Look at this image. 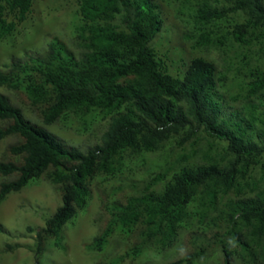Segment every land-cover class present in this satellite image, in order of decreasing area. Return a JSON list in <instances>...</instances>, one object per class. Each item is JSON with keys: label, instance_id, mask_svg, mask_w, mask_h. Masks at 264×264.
<instances>
[{"label": "trees", "instance_id": "1", "mask_svg": "<svg viewBox=\"0 0 264 264\" xmlns=\"http://www.w3.org/2000/svg\"><path fill=\"white\" fill-rule=\"evenodd\" d=\"M225 1L212 6L201 0L195 16L199 34L188 37L195 47L214 45L212 32L204 28L237 13L244 20L231 26L232 40L244 45L264 40V0ZM32 2L0 0V41L26 20ZM76 2L78 21L71 36L77 55L50 34L42 54L25 53L0 70V87L14 93L46 126L70 117L107 122L101 141L81 151L25 119L0 94V143L16 138L0 156V178L5 179L0 204L50 169L60 199L36 234L35 264L43 263L48 246L65 251L64 228L73 227L86 212L93 180L101 173L113 174L125 150L156 152L168 140L183 148L201 132L226 144L220 161L209 157L206 164L181 169L160 193L148 189L168 170L153 173L146 191L117 207L108 229L81 250L98 255L95 264H142L159 260L178 233L187 230L186 253L164 264H197L216 252L222 264H264V188L249 183L257 167L264 182V73L247 85L248 95L257 100L245 107L255 123L254 140L243 121L229 124L220 117L223 97L211 62L195 57L182 76L165 72L150 47L163 24L157 3ZM110 237L121 246L107 256ZM11 251L7 245L0 256Z\"/></svg>", "mask_w": 264, "mask_h": 264}, {"label": "rangeland", "instance_id": "2", "mask_svg": "<svg viewBox=\"0 0 264 264\" xmlns=\"http://www.w3.org/2000/svg\"><path fill=\"white\" fill-rule=\"evenodd\" d=\"M153 1L159 5L163 24L150 47L165 72L174 77L182 76L189 61L195 57L211 62L216 69L217 93L223 97L220 117L229 124L243 121L249 127L248 134L256 140L255 123H251L245 107L257 104L255 97L248 95L247 85L254 77L264 73V40L250 45L234 42L230 36L231 26L244 20L242 14L237 13L204 28L212 32L216 42L214 45L195 47L194 39L188 37L199 34L195 16L201 0ZM207 2L212 6L226 4L225 0ZM6 16L9 21L15 20L13 13L6 11ZM77 21L76 0H33L26 20L18 25L14 33L0 41V70H4L12 60L23 58L25 53L42 54L50 34L58 35L77 55L79 50L71 36L72 27ZM0 94L20 108L25 119L81 151L99 143L107 127L106 121L94 120L91 116L83 119L63 118L46 126L28 107L20 104L14 93L0 87ZM261 109L262 106L257 109V116ZM15 142L14 137L3 140L0 143V156ZM225 148V143L201 132L183 148L168 140L156 152L125 150L119 156L118 167L113 174L101 173L93 180L90 188L92 199L86 212L78 216L73 227L64 228L65 251L58 252L48 246L42 264H95L99 256L83 253L81 246L108 229L115 219L117 207L146 191L147 182L153 173L168 170L164 179L148 189L160 193L181 169L206 164L209 157L220 161ZM51 171L30 182L20 192L8 195L0 204V251H4L7 245L12 247L11 252L0 256V264H35L36 234L44 228L46 220L60 205V199L49 179ZM4 180L0 178V183ZM249 183H254L257 189L264 188L258 167L251 172ZM194 229L195 224H192L190 230ZM186 234L187 230H181L172 248L159 260L142 264H164L180 257L177 250L185 248ZM108 244L104 254L107 256L121 246L120 241L113 237L109 238ZM197 264H222L221 254L216 252L215 256ZM235 264L242 263L236 260Z\"/></svg>", "mask_w": 264, "mask_h": 264}, {"label": "clouds", "instance_id": "3", "mask_svg": "<svg viewBox=\"0 0 264 264\" xmlns=\"http://www.w3.org/2000/svg\"><path fill=\"white\" fill-rule=\"evenodd\" d=\"M186 249L184 248V247H180V248H178V250H177V254L178 255H183V254H185L186 253Z\"/></svg>", "mask_w": 264, "mask_h": 264}]
</instances>
